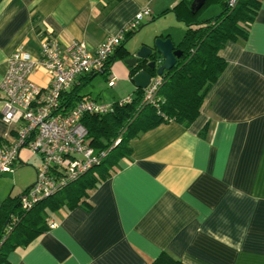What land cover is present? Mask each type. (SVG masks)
I'll use <instances>...</instances> for the list:
<instances>
[{
    "label": "crops",
    "instance_id": "1",
    "mask_svg": "<svg viewBox=\"0 0 264 264\" xmlns=\"http://www.w3.org/2000/svg\"><path fill=\"white\" fill-rule=\"evenodd\" d=\"M179 2L0 0V81L15 50L39 57L40 31L94 50L146 7L151 15L119 47L129 58L159 36L176 45L184 20L194 21L184 4L172 10ZM220 56L226 67L189 127L169 121L132 139L130 158L88 192L90 208L48 212L56 226L2 264H151L162 252L182 264H264V0L247 37L227 42ZM111 69L112 88L130 83L134 91L124 59ZM31 78L48 84L41 69ZM14 134L0 123V143ZM34 156L23 150L17 164ZM20 193L9 191L0 205Z\"/></svg>",
    "mask_w": 264,
    "mask_h": 264
},
{
    "label": "trees",
    "instance_id": "2",
    "mask_svg": "<svg viewBox=\"0 0 264 264\" xmlns=\"http://www.w3.org/2000/svg\"><path fill=\"white\" fill-rule=\"evenodd\" d=\"M193 0H180L173 11L184 4L194 21L184 20L185 33L176 48L183 52L175 66L161 76L155 103L144 100L145 90L135 88L129 101L116 100L112 109L102 115H86L81 120L87 130V141L97 153L105 155L98 164L88 169L78 179L68 183L56 193L36 202L29 210H22L18 196L7 197L0 205V264L6 261L7 253L18 246H27L48 230V212L62 207L72 209L77 206L90 208L88 192L110 177L121 159L131 155L130 141L155 126L175 121L189 127L198 117L204 98L211 86L226 67L220 51L229 41L245 39L260 7L261 0H237L228 6L227 0H213L220 12L208 18L199 19L201 9L195 14L190 11ZM128 35L124 41L129 39ZM167 38V37H165ZM123 41V42H124ZM129 53L118 47L108 60L111 65L116 58L126 59ZM140 67L130 68V76ZM155 75L153 71H150ZM95 75L86 76V81ZM75 86L68 94L66 105L71 106L81 97ZM125 99V98H124ZM7 228H10L9 231ZM151 264H182L162 252Z\"/></svg>",
    "mask_w": 264,
    "mask_h": 264
},
{
    "label": "built area",
    "instance_id": "3",
    "mask_svg": "<svg viewBox=\"0 0 264 264\" xmlns=\"http://www.w3.org/2000/svg\"><path fill=\"white\" fill-rule=\"evenodd\" d=\"M236 2L227 0L231 7ZM150 15L149 8L142 9L117 35L107 38L94 50L78 40L62 46L55 36L40 31L38 58L20 48L8 57L6 72L0 81V123L12 127L15 134L9 142L0 143V177L14 168L23 150L41 159L36 168V182L19 197L22 210H29L36 202L78 179L105 155L97 153L88 143L81 120L86 115L106 114L112 109V103L81 97L68 106V94L79 85L81 78L90 75L107 76V86H114L115 75L108 60ZM35 69L44 72L47 85L31 78ZM160 83L161 76L152 79L145 89L146 102L155 103ZM48 226L54 228L56 222L49 220Z\"/></svg>",
    "mask_w": 264,
    "mask_h": 264
},
{
    "label": "rangeland",
    "instance_id": "4",
    "mask_svg": "<svg viewBox=\"0 0 264 264\" xmlns=\"http://www.w3.org/2000/svg\"><path fill=\"white\" fill-rule=\"evenodd\" d=\"M219 5L215 1L208 2L200 11L199 18L214 16L216 7ZM203 19V18H202ZM82 94H90L98 102L111 104L115 99H124L133 93L130 83H122L116 87L107 86V76L98 74L85 82L81 88ZM41 164L39 156H34L25 164H17L14 168L0 179V199L11 191L12 195H17L25 188L31 187L36 182V168Z\"/></svg>",
    "mask_w": 264,
    "mask_h": 264
},
{
    "label": "water",
    "instance_id": "5",
    "mask_svg": "<svg viewBox=\"0 0 264 264\" xmlns=\"http://www.w3.org/2000/svg\"><path fill=\"white\" fill-rule=\"evenodd\" d=\"M206 0H193L190 11L195 14L205 4ZM183 52L176 48L171 38L156 37L150 44H143L131 57L124 60L128 68L140 67L131 81L135 88L145 90L155 76H162L170 71L182 56ZM153 71L155 75H152Z\"/></svg>",
    "mask_w": 264,
    "mask_h": 264
}]
</instances>
